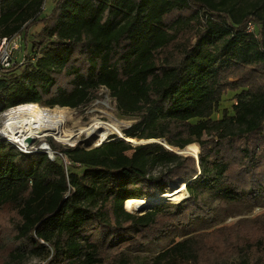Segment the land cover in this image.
<instances>
[{
    "label": "trees",
    "instance_id": "1",
    "mask_svg": "<svg viewBox=\"0 0 264 264\" xmlns=\"http://www.w3.org/2000/svg\"><path fill=\"white\" fill-rule=\"evenodd\" d=\"M16 34L23 62L0 70V109L80 108L105 87L116 109L134 117L121 129L126 137L161 141L133 144L112 135L90 150L81 141L51 140L49 159L0 137V212L13 215L0 235V264L34 256L45 264H131L123 247L203 209L199 187H218L224 204L264 194V0H53L48 12L45 0H0V38ZM231 92V111L214 118ZM163 142L179 149L200 143L197 164ZM233 142L248 163L242 178L230 176L222 154ZM175 178H194L185 187L184 212L178 204L126 211L132 200L166 194ZM239 235L229 264H264V235L247 229ZM197 257L195 237L188 236L151 264Z\"/></svg>",
    "mask_w": 264,
    "mask_h": 264
},
{
    "label": "rangeland",
    "instance_id": "2",
    "mask_svg": "<svg viewBox=\"0 0 264 264\" xmlns=\"http://www.w3.org/2000/svg\"><path fill=\"white\" fill-rule=\"evenodd\" d=\"M248 1L250 2L251 0ZM243 4L246 3L244 2ZM51 8L52 0H45L46 11H50ZM259 8L260 7H258L256 10L258 11ZM39 29L40 26H35L31 29V33L38 31ZM23 44L24 43H22V48ZM22 54L23 52L20 53L18 57L22 58ZM19 73L20 71L15 72V74ZM1 76L2 75L0 73V78ZM233 94L234 93L231 92L224 96V99L220 105L218 112L213 115L214 118L220 117L223 108H227L231 111V105L235 102V97L233 96ZM15 107L6 110L0 109V130L5 125L7 113H9L8 111ZM39 107L42 109H46L51 113H57L60 111L65 113L67 117L65 129L70 132L72 137L70 136L69 140H61L55 137L54 135H47L40 138L32 137V143L29 144L28 148H26V150L30 152L35 150L43 151L44 149H42V147L47 145L49 146L48 142L51 140L60 145L67 146H73L78 141H81L86 148L90 150H96L100 147L101 143L108 141L110 139V136L115 135L116 137H119V135L116 132L111 131L101 142L99 141L100 134L95 133L88 136L86 133L80 132L81 128L90 126L91 123L95 119H97L104 123H113L121 131L122 128L128 127L134 121L133 116L122 115L116 109L115 102L110 96L109 90L105 87H101L99 89L97 98L93 99L87 105L80 108H69L60 106H54L51 108L48 106L41 105H39ZM0 137L7 140L8 142H11L15 147L16 145H18V143H15L16 141L8 135L3 134L0 135ZM207 139L208 136L203 135L201 140L206 141ZM133 140L136 143L139 142L135 139ZM156 141L160 142L161 140ZM43 143H45V145H43ZM253 143H256L255 138L253 140H250L248 147L252 148ZM163 144L175 152L181 153V151H184V153L182 152L180 155L194 159V162H196V164L198 162L199 155L202 152L201 144L198 142L188 144L183 149L171 148L165 142H163ZM225 147L226 145L222 147V154L226 156V160L228 162H231L230 176L239 178L244 177V175H238V172L244 170V168H248V163L241 157V154L238 152V142H233L228 148ZM250 173L251 171L246 173L244 180L246 179V177L248 178L247 181L249 180ZM183 181L186 180H184L183 178H175L170 180L164 191L167 194L173 186H177L184 189V196L181 200L164 198L162 200H156L151 204H147L145 207L137 211H129L130 209L127 208V205V210L125 206L124 208L130 213L140 215L153 206L159 205L160 207L166 209L168 204H178L179 208H177V210L180 211L181 209H183L184 212V208L186 207L185 200L188 197V192L184 184L180 185L178 183ZM217 188L218 187H199V189L202 191L203 209H201L200 211L197 210L195 213L193 210H191L188 213L189 215H187L185 219L179 221L175 220L172 223L169 222V226L164 230H162V228L159 229L158 226L157 229L153 230L150 233L149 238L147 240L139 241L132 247H123V257L127 258L131 262V264H151L152 259L155 257V255L161 252L162 250L166 249L173 242L180 241L188 236H194L197 242V260L194 263L192 261H189L184 264H229L230 262H233L236 259L237 254L233 253V251H230V248H232L231 241L234 240L235 237L240 236V230L247 229L248 231H252L255 233L257 231L259 235H264V194L256 196L254 200L251 201H248L246 199L245 201H233L224 204L219 202ZM161 193L163 192L156 191L155 194L150 198L159 196L161 195ZM11 216L13 215L9 212H0V235L1 233L2 235L8 233V220ZM128 234L132 235L133 231H129ZM123 239V236L120 237V240ZM2 242L0 243L3 244ZM0 253H4V250H1ZM23 264H45V262L40 257L34 256L27 259Z\"/></svg>",
    "mask_w": 264,
    "mask_h": 264
},
{
    "label": "bare ground",
    "instance_id": "3",
    "mask_svg": "<svg viewBox=\"0 0 264 264\" xmlns=\"http://www.w3.org/2000/svg\"><path fill=\"white\" fill-rule=\"evenodd\" d=\"M8 112L9 113H7L5 125L0 130V132L10 136L13 140L22 145H27V136L40 138L47 135H54L61 140H69L71 136L70 132L65 129L67 122L66 114L61 111H56L57 113H51L46 109L40 108L36 103H28L18 105ZM111 131L116 132L119 136L127 141H134L133 139L126 137L115 124L109 122L104 123L97 119H95L90 126L80 129V132H84L88 136L95 133L100 134L99 141L101 142ZM43 145H45V143H43ZM183 196L184 189L173 186L167 194L159 195L149 199L141 198L138 200H132L127 204V206L130 210L137 211L156 200H162L164 198L181 200L183 199Z\"/></svg>",
    "mask_w": 264,
    "mask_h": 264
},
{
    "label": "built area",
    "instance_id": "4",
    "mask_svg": "<svg viewBox=\"0 0 264 264\" xmlns=\"http://www.w3.org/2000/svg\"><path fill=\"white\" fill-rule=\"evenodd\" d=\"M252 29H253V24L249 23L248 30L251 31ZM22 52H23L22 36L20 34L13 35L12 37H1L0 38V70L10 68L13 65H15L16 62H23L24 54H22V58L18 57L19 54ZM16 147L20 151L30 152L26 150V148L29 147L27 145L25 146L18 143ZM43 151L47 153L49 159L54 158L55 154L49 148V146H47V149H44ZM64 162L66 166L70 165V162L67 159H64Z\"/></svg>",
    "mask_w": 264,
    "mask_h": 264
},
{
    "label": "water",
    "instance_id": "5",
    "mask_svg": "<svg viewBox=\"0 0 264 264\" xmlns=\"http://www.w3.org/2000/svg\"><path fill=\"white\" fill-rule=\"evenodd\" d=\"M0 135H3L1 132H0ZM120 138H122L121 136H119ZM123 139V138H122ZM125 140V139H124ZM32 141H33V138L31 137V136H27L26 137V143H27V146H29V144H31L32 143ZM125 141H127V140H125ZM150 141H156V140H153V139H150V140H144V141H139V142H134V141H127V142H129V143H133V144H138V143H145V142H150ZM48 146V145H47ZM47 146H43L42 148L43 149H47ZM170 149V148H169ZM170 150H172V149H170ZM173 151V150H172ZM44 152V151H43ZM173 152H175V151H173ZM184 153V151H181V153ZM175 153H177V154H181V153H178V152H175ZM194 178H191V179H189V180H186L185 182H184V185H185V187H186V184H187V182H189V181H192ZM161 194H163V193H161Z\"/></svg>",
    "mask_w": 264,
    "mask_h": 264
},
{
    "label": "crops",
    "instance_id": "6",
    "mask_svg": "<svg viewBox=\"0 0 264 264\" xmlns=\"http://www.w3.org/2000/svg\"><path fill=\"white\" fill-rule=\"evenodd\" d=\"M53 1V0H52Z\"/></svg>",
    "mask_w": 264,
    "mask_h": 264
}]
</instances>
